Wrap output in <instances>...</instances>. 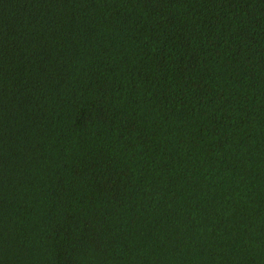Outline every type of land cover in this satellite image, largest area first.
Here are the masks:
<instances>
[{
    "label": "trees",
    "instance_id": "obj_1",
    "mask_svg": "<svg viewBox=\"0 0 264 264\" xmlns=\"http://www.w3.org/2000/svg\"><path fill=\"white\" fill-rule=\"evenodd\" d=\"M0 264H264V0H0Z\"/></svg>",
    "mask_w": 264,
    "mask_h": 264
}]
</instances>
